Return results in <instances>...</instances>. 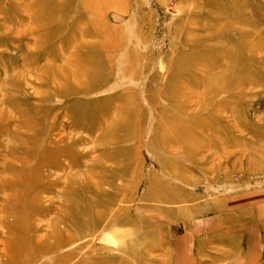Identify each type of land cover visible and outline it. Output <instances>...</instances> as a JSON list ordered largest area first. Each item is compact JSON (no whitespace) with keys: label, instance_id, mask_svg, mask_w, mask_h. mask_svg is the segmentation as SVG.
Instances as JSON below:
<instances>
[{"label":"rangeland","instance_id":"obj_1","mask_svg":"<svg viewBox=\"0 0 264 264\" xmlns=\"http://www.w3.org/2000/svg\"><path fill=\"white\" fill-rule=\"evenodd\" d=\"M1 260L264 264V0H0Z\"/></svg>","mask_w":264,"mask_h":264},{"label":"bare ground","instance_id":"obj_2","mask_svg":"<svg viewBox=\"0 0 264 264\" xmlns=\"http://www.w3.org/2000/svg\"><path fill=\"white\" fill-rule=\"evenodd\" d=\"M64 69H65V67H64ZM64 69L61 67H59V68H56L55 70L56 71H58V72H60V74H62L63 75V77H65V74H64ZM71 78L70 79H72L73 80V82H75V84H78V85H80L81 83H80V81H78L77 80V78H76V76H75V74H74V72L73 71H71ZM53 236L54 237H56V234H53ZM54 239V238H53ZM11 246V245H10ZM10 246L8 247V249L10 248ZM57 252V251H56ZM54 253V252H53ZM10 257H11V253H10V251L9 252H5V253H3V256H2V258H5L6 260H7V262H8V260L10 259ZM0 264H4V261H0Z\"/></svg>","mask_w":264,"mask_h":264}]
</instances>
